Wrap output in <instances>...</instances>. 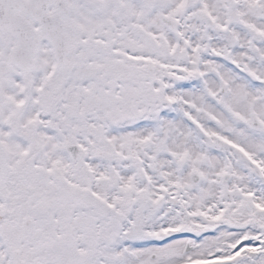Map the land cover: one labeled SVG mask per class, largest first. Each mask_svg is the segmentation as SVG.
Instances as JSON below:
<instances>
[{
    "label": "snow or ice",
    "instance_id": "1",
    "mask_svg": "<svg viewBox=\"0 0 264 264\" xmlns=\"http://www.w3.org/2000/svg\"><path fill=\"white\" fill-rule=\"evenodd\" d=\"M0 264H264V0H0Z\"/></svg>",
    "mask_w": 264,
    "mask_h": 264
}]
</instances>
